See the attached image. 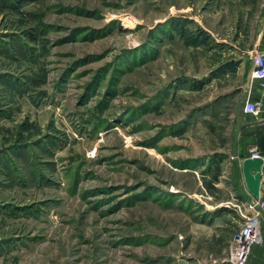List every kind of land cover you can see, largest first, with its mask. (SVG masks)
<instances>
[{"label":"rangeland","instance_id":"374dc122","mask_svg":"<svg viewBox=\"0 0 264 264\" xmlns=\"http://www.w3.org/2000/svg\"><path fill=\"white\" fill-rule=\"evenodd\" d=\"M263 14L264 0H0V264L227 258L245 209L220 180L236 182L241 51ZM218 203L230 211L204 215Z\"/></svg>","mask_w":264,"mask_h":264},{"label":"crops","instance_id":"0c3cea01","mask_svg":"<svg viewBox=\"0 0 264 264\" xmlns=\"http://www.w3.org/2000/svg\"><path fill=\"white\" fill-rule=\"evenodd\" d=\"M259 21L260 23L257 26V32H255L254 34L255 38L253 39L252 44L247 50L241 51L242 53H247V55L245 56L244 63L239 67V69H241L244 75L243 83L241 85L243 98L245 100L259 99L264 105V73L258 74L257 72H254L252 55H249L256 49L264 52V14L260 17ZM261 125H264V110L259 118H254L250 116V120L236 124L237 130L234 133L235 141L233 142V149L238 150V152L234 151L233 155H236L235 159L233 162L229 161L230 164L232 163V165L235 166L236 182H227L223 181V179L220 180L221 184H227L230 187L231 195L233 197L239 198V201L244 206L245 212H249L248 204L252 202L256 197L252 195V193L247 189L245 183L243 182L241 173V162L245 157L251 155V148L264 150V146L259 143L255 135L247 137L243 135V132L245 130H252L253 128ZM243 149L247 150V152L244 154L242 153ZM261 154L264 156V151H262ZM257 197H260L264 200V168L260 187V195ZM222 207L224 209H221L218 212L216 211L215 214H211V216L215 217V220H220L230 210L223 206L221 203H218L216 204V206L209 209V211L215 212L216 209ZM261 211L262 214L260 217V224L261 231L263 234V242L261 244H256L252 247L251 253L248 256L246 264H264V206L261 208ZM232 239L233 234L232 237L229 239V254ZM228 257L222 259L217 264H227Z\"/></svg>","mask_w":264,"mask_h":264},{"label":"built area","instance_id":"2783aa9c","mask_svg":"<svg viewBox=\"0 0 264 264\" xmlns=\"http://www.w3.org/2000/svg\"><path fill=\"white\" fill-rule=\"evenodd\" d=\"M251 55L253 59L254 72H257L258 74L264 73V52L256 49L251 53ZM263 110L264 105L261 100L247 99L245 101V114L254 118H259ZM258 155H262L259 150L251 148L250 156ZM263 206L264 200L260 197H256L248 204L249 212L241 213L242 222L233 234L227 264H246L252 247L263 242V234L260 224V217L262 214L261 208Z\"/></svg>","mask_w":264,"mask_h":264},{"label":"water","instance_id":"95a60500","mask_svg":"<svg viewBox=\"0 0 264 264\" xmlns=\"http://www.w3.org/2000/svg\"><path fill=\"white\" fill-rule=\"evenodd\" d=\"M263 166L264 157L262 155L247 156L241 162L243 182L245 183L247 189L255 197L260 195Z\"/></svg>","mask_w":264,"mask_h":264},{"label":"trees","instance_id":"16d2710c","mask_svg":"<svg viewBox=\"0 0 264 264\" xmlns=\"http://www.w3.org/2000/svg\"><path fill=\"white\" fill-rule=\"evenodd\" d=\"M243 135H245L247 137L255 135L257 140L259 141V143H261L264 146V125L255 127L252 130H245L243 132ZM262 151H264V150H259L260 153H262ZM221 209H224V208L223 207L222 208H218V209L215 210V212H211L209 210H204V213H205L204 215H211L213 213L215 214L216 211L218 212Z\"/></svg>","mask_w":264,"mask_h":264}]
</instances>
